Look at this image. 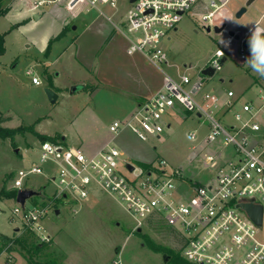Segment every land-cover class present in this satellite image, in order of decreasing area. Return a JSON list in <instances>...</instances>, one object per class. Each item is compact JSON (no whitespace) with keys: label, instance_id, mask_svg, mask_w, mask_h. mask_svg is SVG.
I'll return each mask as SVG.
<instances>
[{"label":"rangeland","instance_id":"rangeland-1","mask_svg":"<svg viewBox=\"0 0 264 264\" xmlns=\"http://www.w3.org/2000/svg\"><path fill=\"white\" fill-rule=\"evenodd\" d=\"M245 1L226 0L209 21H202L196 14L198 10L191 8L159 44L167 54L168 64L158 66L169 75H175L177 69L193 75L199 66L207 63L216 48H224L225 60L211 77L204 78L199 94L212 90L223 101L227 98L226 91L231 90L237 110L241 103H256L264 96V78L244 64L249 55L248 44L243 54L234 41L227 49L220 42L226 32L214 33L212 29L206 32L205 27L225 22L227 28L248 29L253 24L248 23L264 13V0H252L236 17V10ZM66 2L1 1L6 12L0 15V34L3 35L0 112L8 116L1 125L11 128L30 125L39 134L61 135L65 138L63 145H79L88 152L110 141L129 159L156 161L163 158L170 166L179 168L185 177L202 184L207 182L213 171L204 166L203 157L213 151V147L203 140L207 126L200 123L195 112L176 105L163 118L170 125L159 137L150 135L146 140H140L128 129L118 134L108 131L111 121L127 117L133 109L129 92L139 89L140 78L150 81L152 86L161 85L163 79L160 69L142 53H127L128 40L106 19L109 17L125 32L122 22L130 8L128 0H116L114 7L97 3L87 10L85 3H79L70 11ZM226 16L234 20L224 19ZM260 25L264 26V18ZM184 63L191 64V68L185 69ZM29 67L39 84H33L31 75L26 74ZM253 79L259 85L254 84ZM71 86L78 89L70 92ZM45 88L56 93L54 102H50ZM225 117L228 122L232 121L230 113ZM258 121L264 127V118ZM193 130H197L198 137L189 141L186 134ZM33 132L0 137V189L17 190L28 186L41 190V195L26 200L25 207L47 202L53 205L40 222L49 240H41L38 233L25 226L20 214L13 213L17 205L15 198H0V235L12 239L8 245L0 241V264H43L47 261L57 264H168V259L163 260V253L152 251L149 245L177 248L179 241L164 226H137L121 202L111 194L97 191L85 199L69 196L63 200L55 196L56 183L43 174L28 172L18 176L19 169L38 161L35 149L44 139ZM131 160L137 163L134 158ZM41 165L47 170L53 164L42 162ZM54 204L59 210L57 214ZM137 228L142 235L137 234ZM33 244H39L40 249L36 250ZM8 246L11 248L7 249Z\"/></svg>","mask_w":264,"mask_h":264},{"label":"built area","instance_id":"built-area-1","mask_svg":"<svg viewBox=\"0 0 264 264\" xmlns=\"http://www.w3.org/2000/svg\"><path fill=\"white\" fill-rule=\"evenodd\" d=\"M128 2L130 8L122 22L125 32L112 23L128 40L127 52L142 53L164 74V82L153 95L138 103L127 118L111 121L108 131L118 134L128 129L140 140L150 135L159 137L170 125L163 121L165 114L179 105L195 112L200 123L207 126L203 140L213 151L203 157V164L213 171V176L199 183L185 177L179 168L170 166L163 158L150 160L146 166L139 165L110 141L88 152L79 145H63L59 140L40 142L35 149L38 161L19 169L17 175L43 174L56 183L55 196L63 200L69 196L85 199L97 191L111 194L137 226L162 224L169 228L171 236L179 241L181 256L192 264H264V127L258 121L264 118V96L256 103H241L237 110L231 90L226 91L227 98L223 101L211 91L199 94L205 78L199 70L191 75L177 69L175 75H169L158 66L168 64L167 54L159 46L161 39L176 28L186 11L193 8L198 10L196 14L202 21L213 20L226 0ZM79 3H85L86 9L96 7L97 3L114 7L116 0H67L66 7L72 9ZM249 35L248 29L240 32L238 41L227 37L230 44L223 43V46L227 48L234 41L243 54L244 40ZM223 49L216 48L200 68L207 65L216 70L220 68L218 59L225 56ZM25 72L30 73L31 82L37 84L34 81L39 79L33 69L29 67ZM228 113L233 122L225 119ZM197 137V130L186 134L189 141ZM45 144L49 147L45 148ZM42 162L53 165L44 170ZM240 203L260 205L259 225L238 205ZM49 209L48 202L30 208H26L25 203L23 207L17 203L13 213L20 214L25 226L47 242L49 236L43 234L40 222Z\"/></svg>","mask_w":264,"mask_h":264},{"label":"water","instance_id":"water-1","mask_svg":"<svg viewBox=\"0 0 264 264\" xmlns=\"http://www.w3.org/2000/svg\"><path fill=\"white\" fill-rule=\"evenodd\" d=\"M129 1L132 2L134 0H129ZM251 2H252V0H246L244 2V4L236 10L235 16L239 17L245 11L246 5L250 4ZM33 16L36 17L37 15L34 13ZM72 28H75V26H73ZM211 29L213 30L214 33H220L221 31H225L227 37L231 38L232 40L238 41L240 39V32L237 30H234L233 28H227L225 22H223L219 25L214 24L212 26V28L209 25H207L205 27L206 32H209ZM244 46H247V39L244 40ZM224 60H225V56H222L218 59L219 66L222 65ZM183 66H184V64H183ZM215 71H216V69L214 67L209 66V65L204 66V67L199 69L200 74L205 76V77H211L215 73ZM77 89H78L77 86H71L70 92H73ZM44 91H45L47 97L49 98L50 102H54L56 100L57 95L54 91H52L49 88H45ZM126 166L129 169H132V166L130 164L127 163ZM41 193H42L41 190L31 188V187H24V188H20V189L16 190V194H15L14 198H15L16 203H18L21 207H23L25 201L28 198L33 197V196H39V195H41ZM63 197H65V195H63ZM238 205L246 211L248 216L252 219V221L255 224L259 225L261 223V207H260V205L250 204V203H240ZM58 212H59V210L56 208L54 210V213L57 214ZM139 231H140V228H137V232H139ZM167 259H168V256L166 254H163V260L166 261Z\"/></svg>","mask_w":264,"mask_h":264},{"label":"trees","instance_id":"trees-1","mask_svg":"<svg viewBox=\"0 0 264 264\" xmlns=\"http://www.w3.org/2000/svg\"><path fill=\"white\" fill-rule=\"evenodd\" d=\"M1 1L0 0V15L5 13L6 11L1 7ZM63 33V32H62ZM3 52V35L0 34V54ZM253 83L259 85L258 81L256 79H253ZM8 120V117L1 115L0 113V137L3 138L4 136L8 135V136H12L13 134H17V133H24V132H33L34 129L32 126L28 125V126H22L21 128L17 127V128H11V127H7V126H2L1 124L5 121ZM35 133L39 138H42L44 140H49V141H56L59 140L60 142H64V138L61 137V135H57L54 137L51 136H47L45 134H39L37 132H33ZM137 164L142 165V166H146L149 164V162H144V161H137ZM16 194V190L15 189H9V190H5L4 188L0 189V198H14ZM60 200V199H59ZM58 202V201H57ZM49 206H53L52 204ZM56 204H54V208H56ZM163 225L162 224H158V227L161 228ZM169 234L171 235V230L169 228H167ZM137 232V231H136ZM137 234H141L140 232H137ZM142 235V234H141ZM0 241L2 243H4L5 245L9 244L12 239L6 235H0ZM35 246L36 250H39L41 246H39V244H33ZM11 247L8 246L7 249H10ZM149 248L154 251V252H161L163 254H166L168 256V264H192L190 262H188L187 260H185L182 256H181V252H180V247L177 246V248H173V247H164L158 244H151L149 245ZM30 264H34L33 262H31ZM43 264H57L53 261H47ZM59 264V263H58Z\"/></svg>","mask_w":264,"mask_h":264},{"label":"clouds","instance_id":"clouds-1","mask_svg":"<svg viewBox=\"0 0 264 264\" xmlns=\"http://www.w3.org/2000/svg\"><path fill=\"white\" fill-rule=\"evenodd\" d=\"M224 19L234 20L230 16L224 17ZM254 23V27L250 29V35L248 37L247 43L249 48V55L245 60L247 66H249L255 73L264 78V27L258 22ZM221 43L230 44V41H224L221 39ZM30 75V73H28ZM35 83L39 84L40 81L36 80ZM45 148L49 146L45 144Z\"/></svg>","mask_w":264,"mask_h":264},{"label":"crops","instance_id":"crops-1","mask_svg":"<svg viewBox=\"0 0 264 264\" xmlns=\"http://www.w3.org/2000/svg\"><path fill=\"white\" fill-rule=\"evenodd\" d=\"M39 4V3H38ZM37 4V5H38ZM89 9V8H88ZM67 10H73V8L72 9H67ZM87 10V9H86ZM106 17V16H105ZM106 19H107V17H106ZM261 16L257 19V20H255L254 22H258V23H261ZM108 20V19H107ZM110 23H112L111 22V20H108ZM113 24V23H112ZM234 24V26H236V24L235 23H233ZM254 27V23L248 28L249 30L251 29V28H253ZM262 27H264V26H262ZM229 28H231V27H229ZM248 29H245V30H248ZM235 30V29H234ZM237 30V29H236ZM245 30H243V31H245ZM237 31H239V30H237ZM243 31H239V32H243ZM227 38V35L225 36V38L223 39L224 41H226V40H228V39H226ZM248 40V39H247ZM223 44V43H222ZM248 44V43H247ZM225 47V46H224ZM231 47V46H230ZM127 49V48H126ZM227 49H229V48H227ZM127 51V50H126ZM128 53V52H127ZM129 54V53H128ZM142 55V54H141ZM143 56V55H142ZM143 57H145V56H143ZM184 66H186L187 68H191V64H185L184 63ZM186 68V69H187ZM199 68H200V66L197 68V70H199ZM163 82H164V74H163V79H162V81H161V85H159L158 83L156 84V85H154V86H152V84L150 83V81H147V80H145V79H143V78H140L139 79V89L138 90H136V91H133V92H129V95L131 96V99L133 100V102H134V107H133V109L130 111V113H129V115L136 109V106H137V104L138 103H140V102H142V101H144V100H146L148 97H150L151 95H153L159 88H160V86H162V84H163ZM159 85V86H158ZM94 87H96V86H92V88H94ZM156 87H158V88H156ZM91 88V89H92ZM211 92H213L212 90H211ZM1 113V112H0ZM3 116H5L3 113H1ZM128 115V116H129ZM127 116V117H128ZM6 117H8V116H6ZM127 117H124V118H122V119H125V118H127ZM122 119H120V120H122ZM36 132H38V131H36ZM39 133V132H38ZM40 134H42V133H40ZM61 137H63V136H61ZM64 138V137H63ZM63 140H65V138L63 139ZM106 142V141H105ZM105 142H103V143H101V144H99V145H96V146H94V147H96V148H99L100 146H102ZM64 143H65V141H64ZM66 146H71V145H67V144H65ZM129 157V156H128ZM134 158V160H136V161H144V160H140V159H138L137 157H132L131 159H133ZM144 162H148V161H144ZM63 203H65V201H63Z\"/></svg>","mask_w":264,"mask_h":264}]
</instances>
